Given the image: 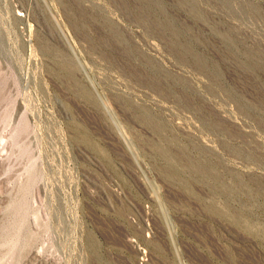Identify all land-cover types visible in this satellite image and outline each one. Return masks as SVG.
Listing matches in <instances>:
<instances>
[{"label": "rangeland", "instance_id": "374dc122", "mask_svg": "<svg viewBox=\"0 0 264 264\" xmlns=\"http://www.w3.org/2000/svg\"><path fill=\"white\" fill-rule=\"evenodd\" d=\"M0 264H264V0H0Z\"/></svg>", "mask_w": 264, "mask_h": 264}]
</instances>
